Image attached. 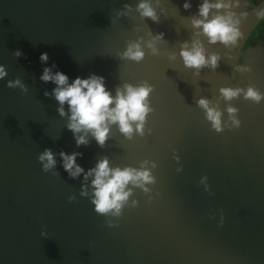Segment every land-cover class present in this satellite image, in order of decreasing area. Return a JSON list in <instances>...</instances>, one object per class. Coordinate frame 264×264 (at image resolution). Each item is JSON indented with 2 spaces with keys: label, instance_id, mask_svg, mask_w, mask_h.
Masks as SVG:
<instances>
[{
  "label": "water",
  "instance_id": "water-1",
  "mask_svg": "<svg viewBox=\"0 0 264 264\" xmlns=\"http://www.w3.org/2000/svg\"><path fill=\"white\" fill-rule=\"evenodd\" d=\"M150 2L157 20L141 15L139 0H0V264H264V98L221 93H264V34L247 44L264 0L210 9L209 19L233 14L240 34L227 44L192 25L203 0ZM194 40L217 54L215 67L184 64L182 44ZM134 42L140 60L122 55ZM45 65L70 78L103 75L113 95L125 83L151 85L143 128L133 122L129 136L113 123L103 144L89 133L77 145L67 103L61 115L55 83L40 78ZM16 79L23 87L8 84ZM201 97L220 109L221 129ZM46 148L56 161L48 169L38 158ZM62 150L81 153L85 171L103 157L113 167L148 161L154 180L147 190L129 184L119 214L100 213L92 177L71 176Z\"/></svg>",
  "mask_w": 264,
  "mask_h": 264
},
{
  "label": "clouds",
  "instance_id": "clouds-1",
  "mask_svg": "<svg viewBox=\"0 0 264 264\" xmlns=\"http://www.w3.org/2000/svg\"><path fill=\"white\" fill-rule=\"evenodd\" d=\"M185 8L190 7V0H185L183 5ZM230 0H203L199 5V16L192 18V25L205 34L210 42L217 40L229 43L235 42L240 34L238 28L233 21V14H216L210 19V9L212 8H229ZM142 16L151 17L153 20L158 19V14L152 6L150 0H139L137 5ZM163 33H157L147 42V46L153 53L158 52L155 41L162 39ZM19 49L16 55H20ZM144 50L139 42L129 44L122 54L123 56L140 60L144 56ZM173 57L175 53L171 54ZM180 55L186 66H192L199 69L204 65L216 66L218 56L213 53L206 57L205 50L199 41H185L182 44ZM48 53L40 54L41 61H47ZM6 74V69L0 65V77ZM42 80H51L56 87L52 90V94L59 102L58 111L61 115L65 114L64 104L68 105V124L75 135L76 143L87 144L88 134L90 133L99 144H103L110 130V125L117 123L120 130L126 135L133 132V122L137 130L143 128L146 114L151 110L147 97L151 90V85L142 83L133 85L125 83L122 88L116 89L115 95L107 88L105 77L103 75L92 73L88 76H75L70 78L69 75L62 71H52V66L45 65L41 77ZM10 86L23 85L19 79L8 81ZM241 91L244 92L245 98H251L259 101L264 98V93H260L257 89L249 86L247 90L232 87L221 88V93L225 99H231L237 96ZM48 94L47 92L45 93ZM198 104L206 111V118L212 122L213 127L217 130L222 128V113L220 109L211 106L207 98L201 97ZM227 111L233 114L237 109L229 105ZM234 123H239L235 116L230 115ZM78 134V135H77ZM63 158V166L73 177L84 173V179L92 177V200L95 208L100 213L112 211L114 215L119 214L122 205L127 201L132 188L129 184L140 186L147 190V183L154 180L151 169L146 167L148 161H142L141 167L133 166H111L107 157L99 159L96 164L87 169L77 163L76 157L81 155L78 152L61 151ZM43 161V168L52 167L56 161L54 153L50 148H46L38 157ZM82 194H87L86 191Z\"/></svg>",
  "mask_w": 264,
  "mask_h": 264
},
{
  "label": "trees",
  "instance_id": "trees-1",
  "mask_svg": "<svg viewBox=\"0 0 264 264\" xmlns=\"http://www.w3.org/2000/svg\"><path fill=\"white\" fill-rule=\"evenodd\" d=\"M261 0H251V3H250V6H249V8H252V7H254L255 5H257L259 2H260ZM259 28H260V32H264V18H263V20L260 22V24H259ZM252 43V39H249L248 41H247V44H251Z\"/></svg>",
  "mask_w": 264,
  "mask_h": 264
},
{
  "label": "flooded vegetation",
  "instance_id": "flooded-vegetation-1",
  "mask_svg": "<svg viewBox=\"0 0 264 264\" xmlns=\"http://www.w3.org/2000/svg\"><path fill=\"white\" fill-rule=\"evenodd\" d=\"M260 24V23H259ZM259 25L256 27V29L253 31L252 36L249 39H252V43L258 40V35L264 34V32H260Z\"/></svg>",
  "mask_w": 264,
  "mask_h": 264
}]
</instances>
